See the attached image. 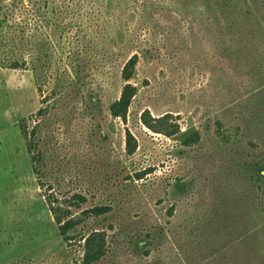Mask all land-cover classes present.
Instances as JSON below:
<instances>
[{"label":"rangeland","instance_id":"1","mask_svg":"<svg viewBox=\"0 0 264 264\" xmlns=\"http://www.w3.org/2000/svg\"><path fill=\"white\" fill-rule=\"evenodd\" d=\"M258 164L264 0H0V264H264Z\"/></svg>","mask_w":264,"mask_h":264},{"label":"trees","instance_id":"2","mask_svg":"<svg viewBox=\"0 0 264 264\" xmlns=\"http://www.w3.org/2000/svg\"><path fill=\"white\" fill-rule=\"evenodd\" d=\"M137 61L136 58H132L123 69V78L126 81H129L132 76L134 69L136 67ZM136 95V89L130 84H127L121 94V97L118 101L112 104L109 108L110 114L113 118L121 119L126 121L127 115L132 103L133 98ZM24 136L26 137L25 131H23ZM127 150L130 155L135 151V146L132 145L133 137L127 132ZM259 173H264V165L258 164L256 166ZM80 200H83L79 197ZM49 206L54 215L55 223L58 226L60 236L63 241L70 247L74 243H81L83 248V256L77 261L80 264H96L100 262L107 254V244H106V235L102 232H92L91 234L79 238L73 235L77 228L83 223L82 219L71 217L70 211L68 209H63L61 207H56L51 201H49ZM79 206V205H75ZM111 212L110 207H95L89 211H86L82 216H91L99 218L105 216Z\"/></svg>","mask_w":264,"mask_h":264}]
</instances>
